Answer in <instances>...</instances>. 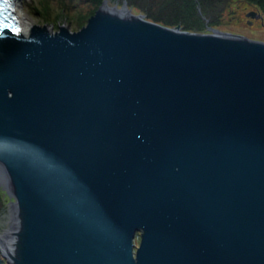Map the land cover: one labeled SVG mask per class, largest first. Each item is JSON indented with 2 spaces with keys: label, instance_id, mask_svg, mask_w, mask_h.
Here are the masks:
<instances>
[{
  "label": "water",
  "instance_id": "water-1",
  "mask_svg": "<svg viewBox=\"0 0 264 264\" xmlns=\"http://www.w3.org/2000/svg\"><path fill=\"white\" fill-rule=\"evenodd\" d=\"M0 186L9 264H264V41L127 0L6 30Z\"/></svg>",
  "mask_w": 264,
  "mask_h": 264
},
{
  "label": "trees",
  "instance_id": "trees-1",
  "mask_svg": "<svg viewBox=\"0 0 264 264\" xmlns=\"http://www.w3.org/2000/svg\"><path fill=\"white\" fill-rule=\"evenodd\" d=\"M104 0H39L37 6L44 22H67L77 28L85 26ZM233 0H128L136 13H143L149 20L184 30L208 32L212 27H221L224 12ZM245 5L255 7L264 20V0H240ZM111 4H122L123 0H110ZM264 26V24H262ZM227 31V30H226ZM10 198L0 186V212L8 211ZM0 264H9L0 250Z\"/></svg>",
  "mask_w": 264,
  "mask_h": 264
},
{
  "label": "rangeland",
  "instance_id": "rangeland-1",
  "mask_svg": "<svg viewBox=\"0 0 264 264\" xmlns=\"http://www.w3.org/2000/svg\"><path fill=\"white\" fill-rule=\"evenodd\" d=\"M17 3L21 11L32 21L33 25L49 24L53 31L59 30V27L63 24L68 25L72 31H78L84 27L77 28L73 24L68 23L67 19L64 20L63 18L57 22H44L42 14L39 12L40 9L37 8V6H39V0H17ZM227 8L228 9L224 12L221 25L223 29L264 41V26L261 21L255 19L252 24H248L249 18L247 17V13L252 10L257 11L255 7L245 5L240 0H233ZM5 228L6 213L0 212V232Z\"/></svg>",
  "mask_w": 264,
  "mask_h": 264
},
{
  "label": "snow or ice",
  "instance_id": "snow-or-ice-1",
  "mask_svg": "<svg viewBox=\"0 0 264 264\" xmlns=\"http://www.w3.org/2000/svg\"><path fill=\"white\" fill-rule=\"evenodd\" d=\"M5 5H9V0H0V28H10L13 32H15L17 35H19L20 29L18 27H15L13 25H9L5 22L8 19L3 14Z\"/></svg>",
  "mask_w": 264,
  "mask_h": 264
},
{
  "label": "bare ground",
  "instance_id": "bare-ground-1",
  "mask_svg": "<svg viewBox=\"0 0 264 264\" xmlns=\"http://www.w3.org/2000/svg\"><path fill=\"white\" fill-rule=\"evenodd\" d=\"M18 13H20V15H21V19H22V21H23V24H24V27H25V31H26V33L28 34V32H29V30L31 29L33 23H32V21L26 16V14H24V13L21 11V9H20L19 6H18ZM5 229H6V228H5ZM3 232H4V230L1 231L0 234L3 233Z\"/></svg>",
  "mask_w": 264,
  "mask_h": 264
},
{
  "label": "flooded vegetation",
  "instance_id": "flooded-vegetation-1",
  "mask_svg": "<svg viewBox=\"0 0 264 264\" xmlns=\"http://www.w3.org/2000/svg\"><path fill=\"white\" fill-rule=\"evenodd\" d=\"M137 243H139V241Z\"/></svg>",
  "mask_w": 264,
  "mask_h": 264
}]
</instances>
